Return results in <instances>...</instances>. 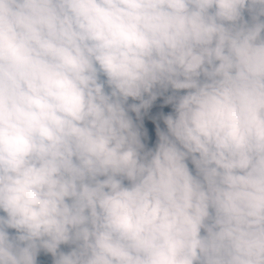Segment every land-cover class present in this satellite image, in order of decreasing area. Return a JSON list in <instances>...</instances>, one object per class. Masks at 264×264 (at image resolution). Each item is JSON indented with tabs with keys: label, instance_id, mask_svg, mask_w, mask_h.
Here are the masks:
<instances>
[{
	"label": "clouds",
	"instance_id": "clouds-1",
	"mask_svg": "<svg viewBox=\"0 0 264 264\" xmlns=\"http://www.w3.org/2000/svg\"><path fill=\"white\" fill-rule=\"evenodd\" d=\"M0 211V264H264V0H0Z\"/></svg>",
	"mask_w": 264,
	"mask_h": 264
},
{
	"label": "rangeland",
	"instance_id": "rangeland-1",
	"mask_svg": "<svg viewBox=\"0 0 264 264\" xmlns=\"http://www.w3.org/2000/svg\"><path fill=\"white\" fill-rule=\"evenodd\" d=\"M156 92V99L152 101L151 105L147 109H141L140 113L132 111L130 105L136 104L139 105L141 103L140 100H135L133 98H129L126 108H128L129 115L132 117L134 124L137 127V130L140 133L141 142L145 145L149 146V150H154L159 140L157 129L162 131H167V125L164 122V118L168 115H175L174 104L176 101H169V98L172 96H180L186 94L187 90H178L175 91L169 87L168 89H163L157 87L154 89ZM145 99L148 98V94H145ZM189 168L194 172V165L189 163ZM125 184L128 181H124ZM0 215L3 214L0 211ZM10 235H15V229H8ZM74 247L72 245H61L60 251L68 252L71 248ZM43 250V249H40ZM45 251V250H44ZM47 253V257L44 260H37V264H54L55 258L51 253Z\"/></svg>",
	"mask_w": 264,
	"mask_h": 264
},
{
	"label": "trees",
	"instance_id": "trees-1",
	"mask_svg": "<svg viewBox=\"0 0 264 264\" xmlns=\"http://www.w3.org/2000/svg\"><path fill=\"white\" fill-rule=\"evenodd\" d=\"M245 18L246 19L248 18V14L247 13H245ZM143 145H144V151H148L150 149L148 145H145V144H143ZM46 257H47L46 251L39 250L36 259H38V260H44Z\"/></svg>",
	"mask_w": 264,
	"mask_h": 264
},
{
	"label": "crops",
	"instance_id": "crops-1",
	"mask_svg": "<svg viewBox=\"0 0 264 264\" xmlns=\"http://www.w3.org/2000/svg\"><path fill=\"white\" fill-rule=\"evenodd\" d=\"M189 163H191L190 161H189ZM4 214V213H3ZM38 259H36V261H37ZM39 261V260H38Z\"/></svg>",
	"mask_w": 264,
	"mask_h": 264
}]
</instances>
